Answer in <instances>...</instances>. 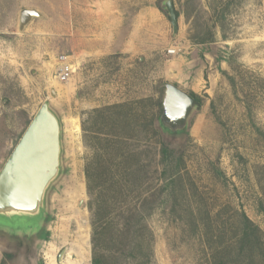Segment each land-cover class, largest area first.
<instances>
[{"label": "rangeland", "instance_id": "rangeland-1", "mask_svg": "<svg viewBox=\"0 0 264 264\" xmlns=\"http://www.w3.org/2000/svg\"><path fill=\"white\" fill-rule=\"evenodd\" d=\"M165 1L0 0V172L45 102L63 125V174L50 191L46 218L33 234L1 229L0 264H59L65 248L61 264L67 258L68 264H92L85 168L96 154L85 143L83 123L95 109L129 105L127 147L140 154L143 165L155 167L150 115L158 112L156 102L163 100L168 83L197 94L202 110L193 114L187 138L174 145L183 152L176 210L161 195L143 203L155 237L154 263L212 264L219 241L210 225L220 211L229 246L240 233L236 210L264 231L258 182L264 184V91H258V77L264 79V0H208L207 8L202 0H173L180 14L178 35ZM25 9L45 16L20 32ZM212 14L216 25L209 20ZM209 26L215 42L194 44L192 38ZM111 44L136 56L106 54ZM174 47L178 53L169 55ZM94 51L103 55H90ZM60 55L75 63L71 80L63 84L54 69ZM225 73L236 76V88ZM148 177L133 194L136 204L140 195L150 198L163 184L153 169ZM78 213L85 216L83 229L74 219ZM228 259L248 264L249 254L238 258L233 251Z\"/></svg>", "mask_w": 264, "mask_h": 264}, {"label": "trees", "instance_id": "trees-1", "mask_svg": "<svg viewBox=\"0 0 264 264\" xmlns=\"http://www.w3.org/2000/svg\"><path fill=\"white\" fill-rule=\"evenodd\" d=\"M177 16L179 19V12ZM215 17L214 14L209 17L214 25ZM208 29L204 35L192 38V42L199 45L214 43L215 32L210 26ZM228 79L236 88V76L228 75ZM258 91H264V79L259 77ZM189 95L202 105V99L197 94L192 92ZM156 105L158 112H151L149 132L155 143V167L152 164L143 165L140 154L127 147L132 129L129 105L118 104L95 109L87 114V120L83 123L85 143L87 146L92 145L96 154L85 168L87 190L91 199L88 207L93 227L92 264H155V237L146 223L150 214L146 212L143 203L147 204L161 195L164 203H172L173 210H176V186L181 181L179 166L183 161V152L176 150L174 145L180 144L189 133V127L177 131L165 127L161 119L162 99ZM91 129L96 130L97 134L92 138L89 136ZM260 133L262 132L258 129V134ZM152 169L160 174L163 184L158 186L156 193L150 198L140 195L137 201L140 203L136 204L133 194L142 189L146 179H150L148 175ZM258 182L262 194L259 210L264 214V184L260 180ZM235 212L240 229L235 246L226 244L228 234L224 227L223 212L212 216L215 223L213 221L210 228H214L219 241L212 252V264H231L228 258L233 251H236L238 258L249 254L248 264H264V231L244 211ZM1 264H5V261Z\"/></svg>", "mask_w": 264, "mask_h": 264}, {"label": "water", "instance_id": "water-1", "mask_svg": "<svg viewBox=\"0 0 264 264\" xmlns=\"http://www.w3.org/2000/svg\"><path fill=\"white\" fill-rule=\"evenodd\" d=\"M205 8L208 0H202ZM164 9L178 35L179 19L173 0H166ZM38 10L25 9L21 13L19 30L24 32L35 20L43 19ZM52 96H55L53 92ZM161 119L165 127L177 131L187 128L195 112L202 105L174 84H165ZM63 174V125L59 114L45 102L13 150L0 172V230L12 233L37 232L48 211V198L53 186ZM82 199L79 208H83ZM68 248L57 258H66Z\"/></svg>", "mask_w": 264, "mask_h": 264}, {"label": "built area", "instance_id": "built-area-1", "mask_svg": "<svg viewBox=\"0 0 264 264\" xmlns=\"http://www.w3.org/2000/svg\"><path fill=\"white\" fill-rule=\"evenodd\" d=\"M177 53V47L168 50L169 55H176ZM54 69L58 82L62 84L67 83L71 80L75 72V63L72 57L67 55H60L56 58Z\"/></svg>", "mask_w": 264, "mask_h": 264}, {"label": "crops", "instance_id": "crops-1", "mask_svg": "<svg viewBox=\"0 0 264 264\" xmlns=\"http://www.w3.org/2000/svg\"><path fill=\"white\" fill-rule=\"evenodd\" d=\"M114 39H115V36L113 35L112 36V43L115 41ZM111 45H112L111 50L109 52H107L106 54H110V55L115 54V55H117L118 53H121L123 55H127V56H130L132 58L136 56V53L134 51H131L129 48H122V49L119 50L118 47L115 48L113 46V44H111ZM98 52L99 51H94V53H90V55H93L94 57L103 55L102 53L99 54Z\"/></svg>", "mask_w": 264, "mask_h": 264}, {"label": "bare ground", "instance_id": "bare-ground-1", "mask_svg": "<svg viewBox=\"0 0 264 264\" xmlns=\"http://www.w3.org/2000/svg\"><path fill=\"white\" fill-rule=\"evenodd\" d=\"M76 128V131L79 132L80 131V128L78 126L75 127ZM78 194V193H77ZM79 214V213H78ZM77 215V214H76ZM77 223L79 224L80 228L83 229L85 226H84V222H85V216L82 215V214H79L76 218ZM70 255V254H68ZM69 258L66 259L65 263L64 264H68ZM84 262V259H83V256L81 258V263ZM71 264H79V263H71Z\"/></svg>", "mask_w": 264, "mask_h": 264}]
</instances>
